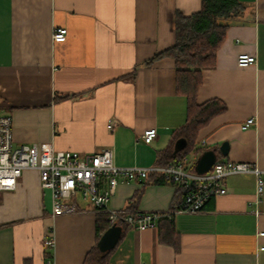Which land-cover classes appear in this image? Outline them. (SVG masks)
Listing matches in <instances>:
<instances>
[{
  "label": "crops",
  "instance_id": "obj_1",
  "mask_svg": "<svg viewBox=\"0 0 264 264\" xmlns=\"http://www.w3.org/2000/svg\"><path fill=\"white\" fill-rule=\"evenodd\" d=\"M241 1L245 22L228 28L215 67L203 71L197 101L218 99L226 110L200 130L191 170L207 150L264 170V0ZM200 8L201 0H0V115L12 117L13 146L51 143L81 156L111 148L118 166L167 164L161 152L174 151L187 100L176 92L172 58L146 62L174 45L176 12ZM59 26L67 28L65 41L53 40ZM240 53L257 63L240 67ZM251 117L255 123L244 128ZM154 127L158 135L144 142ZM163 180L153 174L120 182L107 205L123 210L141 191L136 210L174 214L179 249L160 242L158 225L130 227L108 264H264V187L257 194L254 174L226 176L225 193L194 212L174 213L183 193ZM65 202L75 210L53 216L51 191L36 169L0 192V264H84L104 211L79 192Z\"/></svg>",
  "mask_w": 264,
  "mask_h": 264
},
{
  "label": "built area",
  "instance_id": "obj_2",
  "mask_svg": "<svg viewBox=\"0 0 264 264\" xmlns=\"http://www.w3.org/2000/svg\"><path fill=\"white\" fill-rule=\"evenodd\" d=\"M67 32L65 27H55L53 40L65 41ZM237 63L240 67H249L257 63V56L240 53ZM254 123L255 117H251L245 123L244 128ZM117 125L118 122L113 120L108 123L107 127L112 131ZM157 135V128H149L141 135V139L150 143ZM13 139L11 115H0V192L16 189L23 172L36 169L42 188L51 191L53 216L75 210V205L65 200L74 197L79 192L84 199H89L96 209L106 213V220L110 226L117 224L120 218L130 227L138 230L157 226L159 219L163 217L160 212L139 210L130 212L126 209L117 211L109 209L107 205L120 182L145 180L153 174H162L180 186L184 192L180 206L174 213L203 209L211 197L225 193L224 180L231 174H254L257 194H261L264 187V170L249 162L216 160L210 170L205 173L191 170L187 159L184 162L151 166H118L114 162L111 148L81 156L74 151L56 150L51 143L23 144L14 147ZM106 181L107 186L104 187ZM260 235H264V232ZM46 244L54 247V237L47 239Z\"/></svg>",
  "mask_w": 264,
  "mask_h": 264
},
{
  "label": "trees",
  "instance_id": "obj_3",
  "mask_svg": "<svg viewBox=\"0 0 264 264\" xmlns=\"http://www.w3.org/2000/svg\"><path fill=\"white\" fill-rule=\"evenodd\" d=\"M246 11L247 7L241 0H201V8L198 11L191 14L176 12L174 45L157 53L146 62L149 63L151 60L162 57L172 58L175 64L176 92L185 96L187 100V118L185 123L177 129L175 136L176 139L184 137L187 145L177 154L171 148L168 149L169 151H162L161 155L167 156V163L184 162L187 155L196 150L200 130L207 126L213 117L226 110V105L218 99L199 103L197 95L203 84V71L215 67L216 55L225 40L228 28L236 23H244ZM69 96L71 95L67 94L56 99ZM163 181L175 184L168 179ZM182 193L184 195L183 191ZM140 196L141 191H138L125 209L135 212ZM117 224L123 228L121 239L130 225L121 218L118 219ZM109 227L106 213L99 212L97 218L98 242ZM158 228L160 242L173 244L178 250V234L175 231L174 214L163 216L158 222ZM115 247L101 251L97 243L87 253L84 264H108ZM25 264L30 263L26 261Z\"/></svg>",
  "mask_w": 264,
  "mask_h": 264
},
{
  "label": "water",
  "instance_id": "obj_4",
  "mask_svg": "<svg viewBox=\"0 0 264 264\" xmlns=\"http://www.w3.org/2000/svg\"><path fill=\"white\" fill-rule=\"evenodd\" d=\"M187 145V141L184 137L177 139L174 146V153L177 154L183 150ZM229 150V143L224 142L220 147V153L227 155ZM218 159V154L214 150L205 151L196 162V171L199 173H205L214 165ZM123 228L118 225L110 226L102 235L98 242V246L101 251H107L114 248L120 240Z\"/></svg>",
  "mask_w": 264,
  "mask_h": 264
},
{
  "label": "rangeland",
  "instance_id": "obj_5",
  "mask_svg": "<svg viewBox=\"0 0 264 264\" xmlns=\"http://www.w3.org/2000/svg\"><path fill=\"white\" fill-rule=\"evenodd\" d=\"M188 166H190V164H191V162H192V160H194L193 159V157L191 156V154H188Z\"/></svg>",
  "mask_w": 264,
  "mask_h": 264
}]
</instances>
